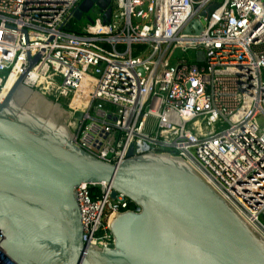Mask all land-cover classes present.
I'll return each instance as SVG.
<instances>
[{
    "label": "built area",
    "instance_id": "built-area-1",
    "mask_svg": "<svg viewBox=\"0 0 264 264\" xmlns=\"http://www.w3.org/2000/svg\"><path fill=\"white\" fill-rule=\"evenodd\" d=\"M84 1L0 0V103L39 58L24 84L68 111L79 149L180 158L264 239V0H111L110 24L94 7L81 26ZM76 191L87 248L140 211L108 186ZM0 264H15L1 248Z\"/></svg>",
    "mask_w": 264,
    "mask_h": 264
},
{
    "label": "water",
    "instance_id": "water-1",
    "mask_svg": "<svg viewBox=\"0 0 264 264\" xmlns=\"http://www.w3.org/2000/svg\"><path fill=\"white\" fill-rule=\"evenodd\" d=\"M94 7L110 24L111 0H85L75 20ZM38 60L0 103V248L15 264H264V239L182 159L132 148L113 166L79 149L68 111L24 84ZM83 184L140 210L116 217L108 249L83 242Z\"/></svg>",
    "mask_w": 264,
    "mask_h": 264
},
{
    "label": "rangeland",
    "instance_id": "rangeland-1",
    "mask_svg": "<svg viewBox=\"0 0 264 264\" xmlns=\"http://www.w3.org/2000/svg\"><path fill=\"white\" fill-rule=\"evenodd\" d=\"M93 17V18H96L97 16V9H93L88 15H86V17L81 21V22H77V24L81 25V26H86L87 25V21H86V18L87 17ZM173 52L175 55H180V49L179 48H175L173 49Z\"/></svg>",
    "mask_w": 264,
    "mask_h": 264
},
{
    "label": "bare ground",
    "instance_id": "bare-ground-1",
    "mask_svg": "<svg viewBox=\"0 0 264 264\" xmlns=\"http://www.w3.org/2000/svg\"><path fill=\"white\" fill-rule=\"evenodd\" d=\"M15 82H16L15 77H12L11 80L9 81V83L7 84L6 92H9V91L13 88ZM84 87L86 88V89H85V90H86L85 93L87 94V91H88L87 85L84 84ZM101 185L107 187L106 184H101ZM82 186H87V185H86V184H83ZM116 217H117V216L114 217V219H113V221H112L111 223H113V222L115 221ZM248 225H249V224H248ZM249 226L252 228L251 225H249ZM252 229L254 230V228H252ZM254 231H255V230H254ZM255 232H256V231H255ZM256 233H257V232H256Z\"/></svg>",
    "mask_w": 264,
    "mask_h": 264
},
{
    "label": "trees",
    "instance_id": "trees-1",
    "mask_svg": "<svg viewBox=\"0 0 264 264\" xmlns=\"http://www.w3.org/2000/svg\"><path fill=\"white\" fill-rule=\"evenodd\" d=\"M95 195H93V198L95 199ZM137 208V206L136 205H134L133 203H131L130 204V209H136Z\"/></svg>",
    "mask_w": 264,
    "mask_h": 264
}]
</instances>
